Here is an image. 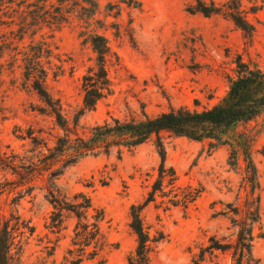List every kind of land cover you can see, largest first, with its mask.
<instances>
[{"label":"rangeland","instance_id":"obj_1","mask_svg":"<svg viewBox=\"0 0 264 264\" xmlns=\"http://www.w3.org/2000/svg\"><path fill=\"white\" fill-rule=\"evenodd\" d=\"M98 2L99 32L107 37L116 55L108 65L112 91L81 118L82 132L112 118H141L143 113L157 116L179 108L199 112L210 109L226 96L227 76L234 75L239 55L264 68V11L257 15L260 23L250 16L257 32L249 37L223 16L188 12L192 0ZM81 30L80 22L74 20L55 31L45 27L37 37L53 36L54 64L62 65L64 72L57 78L51 75L48 88L71 120L83 107L82 77L96 58L91 46L80 38ZM29 42L26 38L21 48ZM13 56L15 52L3 54L0 50V155L28 147V140L17 137L29 129L43 130L50 145L53 136L60 134L53 120L39 113L44 104L23 86L18 68L21 58L17 61ZM236 133L245 134L251 143L262 189L264 232V116L240 124ZM160 139L166 151L167 174L170 176L173 169L181 190L191 188L201 194L187 207L174 206L176 192L166 187L163 197L158 194L156 202L142 211L152 240V264H193L212 237L231 234L230 220L221 213L227 205L236 204L239 195L243 201L249 191L243 185L245 164L240 157L238 166L231 165L229 145L216 147L209 140L197 142L169 133L161 134ZM159 142L153 137L124 152L121 159L117 151L110 156L88 157L68 168L59 179L58 187L70 200L85 195L104 215L101 227L106 247L94 260H89L87 253L82 262L76 263L127 264L137 246L130 228V210L145 202L158 179ZM6 180L11 182L12 176L0 170V182ZM181 190L177 191L180 198L185 194ZM45 195V191L36 189L32 197L17 201L14 193H0V214L9 217L15 210L34 228L33 235L17 239L13 264H71L79 257L72 246L75 218L65 214L64 229L53 227V207ZM70 250L75 253L69 254ZM254 255L264 264V239L256 242ZM216 263L231 264V259L216 252L213 257L208 255L204 264Z\"/></svg>","mask_w":264,"mask_h":264},{"label":"trees","instance_id":"obj_2","mask_svg":"<svg viewBox=\"0 0 264 264\" xmlns=\"http://www.w3.org/2000/svg\"><path fill=\"white\" fill-rule=\"evenodd\" d=\"M192 1L187 7L188 12L205 17L223 16L249 37L257 32V25L250 16L260 23L257 15L264 11V0ZM99 12L98 0H0V50L3 54L15 52L12 58L17 61L21 58L18 68L23 86L39 97L44 104L39 113L50 117L60 131L55 136L49 135L54 138L50 145V139L43 135V130L29 129L27 133L20 130L17 138L28 140L29 146L22 152L13 150L10 154L0 155V170L12 176L11 182H0V193L9 191L16 195L15 200L21 201L32 197L36 189L45 191V198L53 207V227L59 231L64 229L65 214L76 220L72 246L79 257L71 264L82 262L87 253L88 259L94 260L106 247L101 227L103 212L96 210L85 195L80 194L70 200L58 187L59 179L68 168L88 157L110 156L117 151L121 159L124 152H131L156 137L161 148L159 176L145 202L131 207L130 228L136 236L137 246L127 258V264H152V240L145 229L142 211L156 202L158 194L163 197L166 187L176 192L174 206L182 204L187 207L201 194V191L191 188L181 190L173 169H170V176L167 174L161 134L169 133L197 142L209 140L216 147L229 145L232 148L231 165L238 166L239 158L243 157V185L249 191L243 201L239 195L237 203L227 205V210L221 213L230 220L231 234L220 239L212 237L210 244L194 257L193 264L206 263L207 256L213 257L216 252L228 255L231 264H263L254 255L256 242L264 239L261 183L251 155L250 140L245 134H237L236 129L240 124L264 116V68L239 55L234 75L227 76L229 89L226 96L210 109L199 112L179 108L157 116L143 113L141 118H112L82 132L81 118L94 111L112 91L108 65L116 55L107 37L99 32L102 28L98 25ZM74 20L80 22L82 30L79 36L91 46L96 58L95 64L82 77L83 107L71 120L64 113L60 100L48 88L49 77L57 78L64 72L62 65L54 64L53 36L42 34L39 39L37 37L45 27L55 31ZM26 38L30 42L21 48ZM167 178L170 179L165 186ZM180 190L185 193L182 198L177 193ZM28 233L33 235L34 228L17 211H12L9 217L0 214V264H13L16 241L27 237ZM73 252L70 250L69 254Z\"/></svg>","mask_w":264,"mask_h":264}]
</instances>
